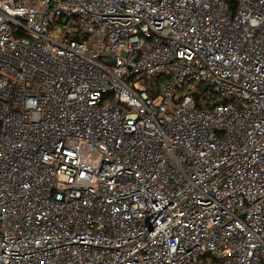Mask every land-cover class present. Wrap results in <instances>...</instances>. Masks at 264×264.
Segmentation results:
<instances>
[{
  "label": "built area",
  "instance_id": "built-area-1",
  "mask_svg": "<svg viewBox=\"0 0 264 264\" xmlns=\"http://www.w3.org/2000/svg\"><path fill=\"white\" fill-rule=\"evenodd\" d=\"M0 264H264V0H0Z\"/></svg>",
  "mask_w": 264,
  "mask_h": 264
}]
</instances>
